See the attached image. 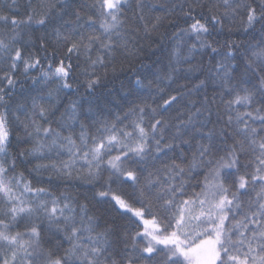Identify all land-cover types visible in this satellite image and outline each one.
I'll list each match as a JSON object with an SVG mask.
<instances>
[{"label":"snow or ice","instance_id":"1","mask_svg":"<svg viewBox=\"0 0 264 264\" xmlns=\"http://www.w3.org/2000/svg\"><path fill=\"white\" fill-rule=\"evenodd\" d=\"M135 4L143 22L144 10L152 9L144 0ZM84 7L76 0H28L22 16L18 0L0 7V30L11 33L10 39H0V264H264V0H192L187 11L181 5L192 22L185 21L188 27L180 29L184 35L179 39L183 43L184 36L194 37L184 59L190 63L196 55H208L215 61L208 80L214 93L219 91V105L215 94L210 100L205 96L185 119L177 109L185 93L169 90L171 73L169 84L162 87L157 77V91L146 95L142 90L151 83L138 77L126 96L132 106L113 122L102 118L92 99L86 107L73 100L61 111V95L80 90L73 89V72L81 66L71 63L73 57L82 61L84 96L92 98L101 83L100 69L106 79L117 55L135 58L139 51L135 33L125 31L130 0H92L87 23L81 16ZM57 10L60 14L54 15ZM237 15L243 37L256 40L242 50L231 35L224 44L217 39L225 27L232 33ZM162 19L144 26L146 36ZM44 60L49 61L46 67ZM21 65L25 77L40 69V79L33 83L48 91L33 96L30 109L18 108L25 119L16 117L23 137H17L20 151L14 155L6 97L18 82ZM206 83L200 80L189 91ZM140 96L145 98L131 99ZM214 106L217 123L223 122L219 133L207 127L211 119H202L204 113L211 117ZM178 141L197 142L190 160L169 156ZM25 144L31 147L25 149ZM52 153L57 158L66 153L67 159H52ZM28 156L51 161L32 170L35 183L17 172ZM149 166L154 170L145 175ZM197 169L204 170L203 186L188 195L187 177ZM43 172L49 174L47 180ZM53 177H75L98 188L93 199L107 204L114 215L102 225L87 203L64 192L57 195ZM117 218L139 221L143 231L131 235Z\"/></svg>","mask_w":264,"mask_h":264},{"label":"trees","instance_id":"2","mask_svg":"<svg viewBox=\"0 0 264 264\" xmlns=\"http://www.w3.org/2000/svg\"><path fill=\"white\" fill-rule=\"evenodd\" d=\"M7 2V0H0V7ZM206 4L214 3V0H204ZM28 0H18L19 11L18 15H23L27 7ZM92 0H76V4L84 5L83 11H81L82 21L84 23L88 22L89 6ZM131 8L128 9L127 13L124 15L125 18V31L132 30L137 39L135 41V48L139 49L138 54L135 58H125L123 53L116 56L113 64L108 67L107 78H104V70L100 69L98 75L101 76V83L97 87L94 97L86 98L84 96V77L81 74L83 71L82 61L78 62L75 57H73L71 63L76 65L81 64L80 67L76 68L73 72V89L79 86V93L75 91L71 95H61L62 104L60 105L61 111L70 104L73 100L83 101L85 107L87 106L88 99H92L93 102L100 106L102 109V118L107 119L109 122H113L117 117L121 119L124 118L125 113L129 111L132 106L129 103V98H126L130 89L134 87V82L138 77H144L145 85L151 83V88H145L142 91L145 95L151 91H157V77H160V85L163 87L170 83L167 80V75L171 73L172 82L171 89L169 90H182L185 93V97L182 99L181 104L177 106L178 112H183V116L187 119L188 109L195 111L196 107L200 106V102L204 100L205 96L210 100L215 94L217 96V104L219 101V91L215 93L213 91L214 85L211 80H208L210 75L209 69L214 70L215 61H210L208 55L201 57L196 55L191 58L190 63L185 61L184 57L188 53L189 46L193 43L194 37L184 36L183 43L180 41L179 37L184 34L180 32L181 28L188 27V23L192 22L191 17H186L184 12H182L181 5L184 6V10L187 11L188 5L192 3V0H144V3L152 9L151 12L146 8L144 10V20L141 22L139 20V14L136 12L135 0H130ZM8 11V9H5ZM207 11V9H205ZM200 9H196L198 14ZM223 13V8L217 13L220 15ZM60 10L54 12V15H59ZM162 17L157 26L156 31H154L151 36H146L143 31L145 25L151 27L153 23L156 22L157 17ZM188 21V23H185ZM138 27V31H136ZM232 33H228V28L225 27L223 33L217 35V39L220 44L225 43V38L231 35V39L235 41L236 44L241 45V50L246 47L249 43H256V40L251 37L245 38L242 33V20L241 16L237 15L235 20L231 24ZM96 28H99V23L97 22ZM259 26H257V32L254 33L258 37ZM39 35V34H37ZM11 33H7L4 30H0V39H10ZM54 39V37H53ZM142 46V47H141ZM226 48H220V51H226ZM51 52V49H49ZM175 52V55L173 54ZM40 57L43 59L44 53H39ZM95 56V53H93ZM49 61L44 60L43 66L46 67ZM68 63V61H65ZM113 66L115 71H113ZM193 66H199L201 71H189ZM179 69L178 72H173L172 69ZM23 66L21 65L20 71L17 73V84L12 90L11 94L6 97V107L9 111L10 130H11V140L12 148L15 150L13 154H18L20 149L17 147V137H23V128L20 122L17 120V115L20 116V120H24L25 116L18 111L20 106H23L26 110L31 108L32 97L35 95L47 96L48 88L43 84H34L33 78L40 79V69L34 70L31 75L25 77L23 74ZM200 80H206L207 83L204 87L197 91H189L194 87L195 84L199 83ZM49 87L55 88L56 85H50ZM67 91V90H65ZM144 96L131 97L134 100H142ZM149 101L151 97H148ZM185 105L187 107H185ZM222 111V106L220 108ZM0 111H4V107L0 106ZM177 113H173L175 117ZM217 107L212 108V115L208 117L207 113H204L202 119H211L212 123L208 124L209 129H214L217 133L223 127V122L217 123ZM226 120L227 117H224ZM175 122V120L173 121ZM91 128L92 132H95V127L92 125V121L86 122ZM128 123V121H125ZM259 126L257 122V127ZM174 131V130H173ZM67 135L68 132L65 130L63 133ZM75 136L79 137V124L76 125ZM171 132L168 133L166 139H170ZM187 139V138H186ZM196 141H191V143H183L178 141L174 145L172 151L169 152V156H184L187 159H191L192 152L196 147ZM231 143V141H229ZM31 144H25L24 148L28 149ZM52 159H67V154H63L62 157L57 158L55 153H52ZM152 155H155L153 152ZM24 160L23 166L17 168L18 173H23L26 179L33 180L37 176V173L32 171L39 164L51 163L49 159H38L32 156L22 158ZM150 161V165H151ZM155 166L160 167L159 162H155ZM154 170L149 166L145 169V175L147 171ZM43 171V170H41ZM48 173L43 172V179H48ZM106 175V174H105ZM204 179V170L197 169L191 175L187 177L186 188L187 194L193 195L198 193L203 186L202 182ZM53 184L58 185L54 188L55 193L58 195L61 192L70 194L71 196L77 198L80 203H87L89 207L90 214L98 217L100 223L103 225L105 220L111 219L114 214L109 213L107 204H97L93 199L95 192L98 188H93L91 184L84 183L80 179L75 177L72 180H57L55 177L52 178ZM35 183V181L33 180ZM103 183V181H101ZM40 186V185H37ZM44 187H49L48 184H44ZM114 190L116 186H113ZM130 191V189L128 190ZM85 197L87 199L85 200ZM98 199V197H97ZM138 206V205H137ZM131 215V214H128ZM146 218H151L146 215ZM135 219V218H133ZM117 222L123 227L127 228L131 235H135L137 231H143L142 224L137 221L136 224H130L126 220H120L117 218ZM139 225V227H137ZM129 241V247H130ZM123 248V245H121Z\"/></svg>","mask_w":264,"mask_h":264},{"label":"rangeland","instance_id":"3","mask_svg":"<svg viewBox=\"0 0 264 264\" xmlns=\"http://www.w3.org/2000/svg\"><path fill=\"white\" fill-rule=\"evenodd\" d=\"M129 214H131V213H129ZM146 218V217H145ZM150 219V218H149ZM142 224V223H141ZM142 226H143V224H142ZM143 228H144V226H143Z\"/></svg>","mask_w":264,"mask_h":264}]
</instances>
